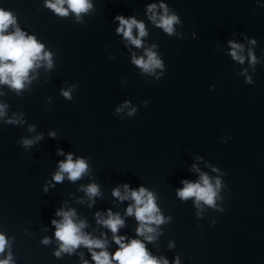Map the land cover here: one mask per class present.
<instances>
[{
  "label": "water",
  "instance_id": "obj_1",
  "mask_svg": "<svg viewBox=\"0 0 264 264\" xmlns=\"http://www.w3.org/2000/svg\"><path fill=\"white\" fill-rule=\"evenodd\" d=\"M47 3L0 0L15 18L5 34L18 27L52 61H38L20 90L0 84V260L11 253L12 264H96L84 245L56 255L62 242L52 221L74 210L81 231L105 241L110 256L120 245L99 222L109 211L124 220L115 235L142 241L161 262L264 264V0H89L79 17L67 3L65 16ZM152 4L157 21L161 4L178 17L172 34L150 18ZM117 16L143 22L144 37L133 27L140 47L117 32ZM230 41L243 45L244 63L230 55ZM148 49L163 67L145 72L133 62ZM68 154L87 170L58 183ZM203 174L220 180L214 206L178 195ZM92 184L96 196L86 192ZM141 187L164 220L144 236L127 214L135 201L113 195Z\"/></svg>",
  "mask_w": 264,
  "mask_h": 264
},
{
  "label": "clouds",
  "instance_id": "obj_2",
  "mask_svg": "<svg viewBox=\"0 0 264 264\" xmlns=\"http://www.w3.org/2000/svg\"><path fill=\"white\" fill-rule=\"evenodd\" d=\"M67 3L68 9L76 13L79 17L80 13L87 12L91 8L89 0H48L47 6L53 9L57 14L65 16L68 14V9L64 8V4ZM157 5H149L148 11L153 13L150 17L154 22H157V26L163 28L168 34H172L174 29L173 25L178 22V17L175 15H169L167 6L161 4L159 7L164 9V14L159 17L157 21L154 9ZM120 27L117 29L118 33H122L123 36L128 39L133 45L140 47L142 40L133 36V27L139 30V37L147 35L145 31V25L143 22L137 21L135 18L125 19L123 16H117ZM15 23V18L12 13L5 12L0 9V84H8L13 89L20 90L24 87L25 81L28 79L29 72L36 66V63L40 60H47L49 67H51V54L44 53V46L37 42L35 37H26L18 27L15 32L5 34L10 25ZM231 45L230 55L236 61L244 63L245 56L243 52V45L234 42H229ZM255 43V41H252ZM147 59L140 57L137 59L133 57V62L141 67L145 72H152L156 68L163 67L160 59H158L155 52L148 49L146 52ZM249 57L251 63L254 65L257 63L255 55L249 51ZM248 82H251L249 77ZM63 95L71 99L69 91H64ZM3 105H0V115H3ZM120 111V109H117ZM135 109H133V113ZM133 113H130L133 114ZM55 136V133H51ZM39 139V138H38ZM32 140H24L26 146L31 145ZM63 155V151H60ZM87 163L83 159L73 160L72 154H68L66 161H61L59 164V171L55 174L54 180L56 182H62L64 179V173L68 174V178L72 181H76L81 178L87 170ZM184 187L178 191V195L181 199L187 200L188 198L195 197L197 205L200 201H203L209 206H214L217 196V189L220 187V180L217 179L215 185L210 181L207 174H203L200 178V182L189 183L184 181ZM125 189H128V185H124ZM89 196H96L99 192L98 186L95 184L89 185L86 189ZM113 195L119 197L121 200L131 198L135 201V205H130L127 209L128 215H135L137 221L140 222V227L137 228V234L144 236L145 233H152L154 228L150 227V224L159 225L164 222L163 217L157 215V205L153 194L147 189L141 187L139 191L132 190L130 197L128 194L121 196L119 188L113 191ZM57 216L63 217L62 220H53L52 223L56 226V238L61 241L60 250L56 253L57 256L61 252H71L78 248L80 245H84L92 251V258L96 264H113V260L118 261L119 264H168L167 260L160 261L157 258L150 255L147 251L145 244L133 239L131 243H124V237L115 235L119 228L123 226L124 220L120 216L113 215L109 211L107 219H101L99 222L108 227L114 234L115 242L120 245L119 249L114 255L103 250L105 249V241L100 239H92L90 236L84 234L81 229L85 227L83 222L79 224L75 223L73 217L75 211H63L60 210L56 213ZM99 215V214H98ZM146 239L151 241L153 236L148 235ZM47 244L49 241L46 238L43 241ZM7 240L3 234H0V253L5 252ZM94 249H102L100 252L94 251ZM0 264H12V255L8 254L7 259L0 260ZM87 264V262H85ZM177 264L179 260L177 259Z\"/></svg>",
  "mask_w": 264,
  "mask_h": 264
}]
</instances>
